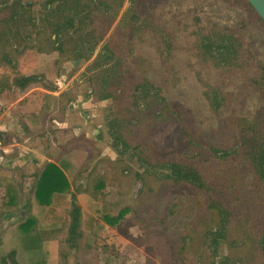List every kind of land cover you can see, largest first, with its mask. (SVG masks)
Wrapping results in <instances>:
<instances>
[{
	"label": "rangeland",
	"instance_id": "1",
	"mask_svg": "<svg viewBox=\"0 0 264 264\" xmlns=\"http://www.w3.org/2000/svg\"><path fill=\"white\" fill-rule=\"evenodd\" d=\"M99 2L0 0V177L19 191L8 209L0 187L9 258L0 264H102V252L116 255L113 264H264V207L252 178L212 145L234 147L238 120L258 110L263 29L246 22L243 0ZM168 35L174 45L162 55ZM229 35L237 42L214 50ZM106 40L153 85L140 106L126 101L131 123L116 110L118 84L96 76ZM60 161L69 184L51 198L49 238L24 263L14 231L42 172ZM175 161L199 165L205 184L174 186L166 176ZM105 180L94 197L90 186ZM73 222L78 248L67 240Z\"/></svg>",
	"mask_w": 264,
	"mask_h": 264
},
{
	"label": "trees",
	"instance_id": "2",
	"mask_svg": "<svg viewBox=\"0 0 264 264\" xmlns=\"http://www.w3.org/2000/svg\"><path fill=\"white\" fill-rule=\"evenodd\" d=\"M94 1H100L98 4H103L105 0ZM243 2L248 8L246 22L257 26L264 31V21L262 18L258 15L248 0H243ZM69 21H72V18H68L66 23H69ZM93 33L94 32H90L88 35L93 36ZM229 37L231 36L229 35L225 38L223 43L215 45L213 47L214 50L217 49L219 52V50L221 51L225 46L227 47V40L232 39L237 42L236 39ZM74 38L79 39V43H81V40H85V36L82 38L81 36ZM165 38L166 37L163 36L159 40V43ZM92 40L96 41V38H92ZM173 43V37L168 35V40L162 41L161 45L158 47L160 54L163 55L168 53L172 48ZM118 49L119 50L117 51L110 42H107V40L104 42L100 53L103 55L104 61L99 66L102 67L103 70L101 73L98 72L96 76L99 77L101 83H105L109 79V82L114 81L118 84L115 88L117 98L116 103L118 104L116 110L118 111V114L123 116V119L126 118L131 123V113L126 112L124 114L122 110L126 101L132 102L135 106H140L141 97H145L151 93L153 85L149 80H146L145 77H142V81L137 79L136 74L138 73L137 67L134 65L135 61L129 62L122 57L124 52L123 46L118 45ZM120 52L121 56H119ZM261 67L263 69L261 70L260 75H256L254 78L255 89L257 88L259 92L258 110H256L252 118L242 116L238 120V134L236 136L234 147L227 148L222 144H212L214 146L213 154L216 158L218 157V159H227L228 161H231V165L228 164L229 167H232L233 163L237 162V164H241L247 169L252 178V193L260 200L258 205L260 209H262V206L264 207V64H261ZM118 89L119 91H117ZM68 166L69 163L67 161H60V164L52 163L48 165V167L42 172L36 184V200L34 207L33 209L31 208L30 214L14 231L15 237L25 242V249L18 252L19 255L23 257L22 261L24 263L26 259L28 261L30 252H37L36 250L30 251L32 250L31 246L39 241L47 240L50 236L51 223L46 222L45 215L51 207V198L53 194L63 191L69 184L66 177L67 174L64 170L65 168L69 172L70 167ZM169 169L171 170L170 176H166V178L171 180L174 186L192 185L195 187H201L205 184V175L203 170L197 164L175 161L169 165ZM70 172L72 173V171ZM108 185L109 182L107 180L96 182L93 186H90L91 194L94 197H99L104 194L103 191H106L105 188H107ZM0 187H4L5 191V200L3 201L2 206L7 207L8 209H14L17 205L19 191L14 186L7 184L3 176L0 177ZM73 198H75V195H73ZM105 221H107V217L105 218ZM96 225V228H103L100 223H97ZM78 227L79 225L73 222L72 227L70 228L67 239L70 248L79 247V241L83 235ZM260 232L261 234H264V229H261ZM96 233L98 232L96 231ZM90 246H92L91 243ZM4 248L5 247L0 243V262L3 261V263H8L7 259L9 258H6L8 256L2 254ZM14 254L15 252L9 254V256H13ZM101 256L102 264L118 263L114 253L106 254V252H102Z\"/></svg>",
	"mask_w": 264,
	"mask_h": 264
},
{
	"label": "water",
	"instance_id": "3",
	"mask_svg": "<svg viewBox=\"0 0 264 264\" xmlns=\"http://www.w3.org/2000/svg\"><path fill=\"white\" fill-rule=\"evenodd\" d=\"M248 1L264 21V0H248Z\"/></svg>",
	"mask_w": 264,
	"mask_h": 264
},
{
	"label": "built area",
	"instance_id": "4",
	"mask_svg": "<svg viewBox=\"0 0 264 264\" xmlns=\"http://www.w3.org/2000/svg\"><path fill=\"white\" fill-rule=\"evenodd\" d=\"M3 129L0 127V149L3 151L5 150V144H4V132L2 131ZM3 133V136H2Z\"/></svg>",
	"mask_w": 264,
	"mask_h": 264
},
{
	"label": "flooded vegetation",
	"instance_id": "5",
	"mask_svg": "<svg viewBox=\"0 0 264 264\" xmlns=\"http://www.w3.org/2000/svg\"><path fill=\"white\" fill-rule=\"evenodd\" d=\"M54 1H56V0H51V2H54ZM23 7L25 8V3L23 4Z\"/></svg>",
	"mask_w": 264,
	"mask_h": 264
}]
</instances>
